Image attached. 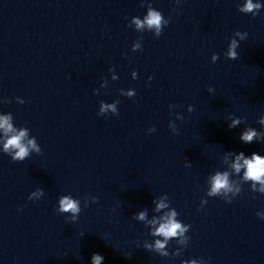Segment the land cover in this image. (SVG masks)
Instances as JSON below:
<instances>
[{
    "label": "water",
    "instance_id": "obj_1",
    "mask_svg": "<svg viewBox=\"0 0 264 264\" xmlns=\"http://www.w3.org/2000/svg\"><path fill=\"white\" fill-rule=\"evenodd\" d=\"M244 2L0 0V116L42 150L12 162L0 132V264H91L93 254L103 264H264V192L231 167L240 152L264 156V7L253 17L238 11ZM148 4L171 17L159 38L131 23ZM236 31L247 38L227 60ZM117 100V116L98 115ZM229 116L243 120L229 129ZM249 127L259 137L244 144ZM225 171L240 189L230 204L206 196ZM38 188L45 195L29 200ZM64 195L81 201L76 223L56 211ZM164 195L169 208L157 212ZM85 197L99 203L84 208ZM171 208L190 239L161 256L147 222ZM145 210V221L132 218Z\"/></svg>",
    "mask_w": 264,
    "mask_h": 264
},
{
    "label": "clouds",
    "instance_id": "obj_2",
    "mask_svg": "<svg viewBox=\"0 0 264 264\" xmlns=\"http://www.w3.org/2000/svg\"><path fill=\"white\" fill-rule=\"evenodd\" d=\"M177 5L182 3V0H176ZM144 7V4L141 5ZM264 7L261 3H254L253 0H245L242 6L238 5V11L242 14L248 15L251 14L253 17L257 16L260 12L261 8ZM171 17L165 19L162 13L152 7L151 4L147 5V14L143 17V19L139 17H134L131 20V23L135 25V29L139 33L151 32L154 34L156 38H159L163 29L168 26L170 23ZM129 27V25H128ZM247 38V33L236 31L233 33V37L231 38L227 51L225 52V58L227 60L235 61L238 57L237 49L239 48V42L244 41ZM142 39V37H141ZM142 50L141 42L138 40L134 42L132 51L136 52ZM219 56L217 54H213L211 57V62L215 64ZM110 72H113L114 69H109ZM134 80L137 77V73L134 71L133 73ZM115 79V78H113ZM152 77H149L151 80ZM207 91L209 93L214 92L213 88H208ZM120 95L124 96V90L121 89ZM135 96V91L127 92V98L131 99ZM7 102V101H5ZM24 103V101H22ZM120 103L119 100L109 104L100 102V108L98 115L107 116L106 113H111L113 116H117L118 107L117 105ZM179 107L178 105H172L170 108ZM193 107H188V112L191 113L193 111ZM184 117L177 114L176 120H183ZM231 123L228 124L229 129H235L243 119L236 118L234 116H229ZM12 116L11 114L0 116V132L3 133V153L11 157L12 162H23L27 158L31 156L32 153L36 155H41L42 150L37 140L34 136L29 137V129L25 127H21L19 130L13 127L12 124ZM258 123L264 125V116H262ZM168 127L171 129L174 135H179V131L177 130L176 124L173 121L169 122ZM156 129L150 128L148 129L149 133H154ZM259 134L257 131L249 127L245 129L239 139L244 144H251L255 139H258ZM185 167H191L190 163H186ZM232 170L235 174L239 175L241 170L243 169V181L250 182L254 191H256V185L259 184L261 187L258 189L260 192H264V156L258 155L256 153H252L250 158H246L243 152H240L235 156V161L231 165ZM228 172H216L215 175L209 177L210 187L206 192L207 197H222V199L226 203H232L233 198L240 191L239 188H233V184L229 180ZM45 195L42 189H37L32 192L28 199L29 200H40ZM169 199L167 195H164L157 201L153 199L152 203L155 204V210L160 212L163 209L169 208V204L165 203V200ZM98 204L99 200L96 197H85L83 201L84 208L89 207V204ZM207 203V200L202 199L200 208L198 211L203 209V205ZM57 213L60 215H66L69 218V222L76 223L78 221L79 215L82 211L81 201L79 199H74L71 195H64L59 198L58 208L56 209ZM178 212L171 208L164 216L160 217L159 220L153 218L148 221L147 224L151 225L153 231L151 235L162 237L163 240L157 239L155 241V250L160 253L161 256H168L169 253L163 251L165 246L168 244L170 240H174L176 238H182V240L178 242H187L189 241V237L185 235L190 230V225L183 224L176 217L178 216ZM257 216L264 220V213L258 212ZM147 217V211H141L138 214H135L132 218L137 221H145ZM158 225V227H157ZM151 245L145 247V250L150 251ZM127 259H131V256L126 257ZM104 257L100 254H93L91 257V264H103ZM192 264H196L195 261H192ZM202 264H205L202 261Z\"/></svg>",
    "mask_w": 264,
    "mask_h": 264
}]
</instances>
